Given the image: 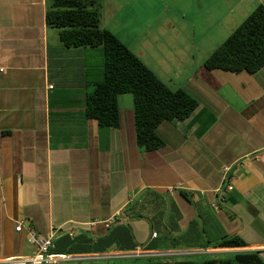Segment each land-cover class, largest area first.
<instances>
[{"label":"crops","instance_id":"1","mask_svg":"<svg viewBox=\"0 0 264 264\" xmlns=\"http://www.w3.org/2000/svg\"><path fill=\"white\" fill-rule=\"evenodd\" d=\"M98 2L100 26L154 46V67L136 55L198 108L159 125L164 147L142 152L131 95L118 97V129L84 117L101 49L63 48L45 23L51 0H0V264L35 254L28 228L53 233L52 252L70 257L57 264L264 251V67H203L264 0ZM232 236L247 247L206 248Z\"/></svg>","mask_w":264,"mask_h":264},{"label":"trees","instance_id":"2","mask_svg":"<svg viewBox=\"0 0 264 264\" xmlns=\"http://www.w3.org/2000/svg\"><path fill=\"white\" fill-rule=\"evenodd\" d=\"M98 0H51L45 13L48 27L59 31L65 49H97L103 56V80L94 84L84 100V117L98 127L118 129V97H132L135 143L144 153L164 147L157 128L166 121L182 122L198 108V102L182 89L171 90L115 35L100 26ZM206 71L253 75L264 67V7L257 6L235 31L204 61ZM241 249L247 244L238 236L222 238L206 248ZM226 258L203 262L144 264H264V251H235Z\"/></svg>","mask_w":264,"mask_h":264},{"label":"rangeland","instance_id":"3","mask_svg":"<svg viewBox=\"0 0 264 264\" xmlns=\"http://www.w3.org/2000/svg\"><path fill=\"white\" fill-rule=\"evenodd\" d=\"M131 22H133L134 24H136L135 25L136 27H137V25H139L141 23V21L140 22H137V21H129L128 22L129 23V26L132 25ZM129 28H131V26ZM134 32H136L138 34L139 29H136ZM124 41H126V40H124ZM127 41H129V40H127ZM122 44L125 47H127L130 51H132L135 55H136L137 51H139L141 53L140 57L142 58V59L141 58L140 59L142 61H144L145 65L147 67H149L148 65L154 67L155 61L152 59V53H153L152 50L155 49L154 46H150V45H136L132 40L129 41V42H126L125 44L124 43H122ZM93 61H95V63H96V60L95 59ZM102 64H103V60L101 62V66H102ZM172 89H174V88H172ZM229 256H230L229 254H220V253L209 254V253H203V254L194 255V256L187 255V256H183V257L152 258L150 260L151 261H158V262H169V263H171V262H179V261H192V262H197L198 263V262H203L205 260L216 259V258H226V257H229ZM263 259H264V257H263ZM146 261L147 260H145V259H137V258L129 257V258L120 259L119 261H113V259H111L110 261H98L96 259H88V260H86V262L85 261H82L83 263H80V260H76V261H72L70 263H65V264H107V263L108 264H114L115 262L117 264H144Z\"/></svg>","mask_w":264,"mask_h":264},{"label":"built area","instance_id":"4","mask_svg":"<svg viewBox=\"0 0 264 264\" xmlns=\"http://www.w3.org/2000/svg\"><path fill=\"white\" fill-rule=\"evenodd\" d=\"M51 88V87H50ZM228 167H223L222 168V178L223 182H226L227 180V174L229 172ZM215 209H217V206H214ZM22 226L19 224L16 226L15 230L17 232L21 231ZM27 234V241L29 244L34 245L36 247V252L34 255L29 256V257H12L6 259V262L10 264H57L60 261H64L69 259L70 257L68 256H63V255H56L52 252L53 250V244H52V239H53V233H48L44 237L39 238L36 237L33 234V231L28 228L26 231ZM153 238L156 237L155 233H152L151 235ZM139 254L134 253L131 255H128L129 257H134L138 256Z\"/></svg>","mask_w":264,"mask_h":264}]
</instances>
